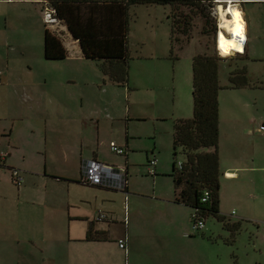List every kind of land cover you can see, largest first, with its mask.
<instances>
[{"label": "rangeland", "instance_id": "1", "mask_svg": "<svg viewBox=\"0 0 264 264\" xmlns=\"http://www.w3.org/2000/svg\"><path fill=\"white\" fill-rule=\"evenodd\" d=\"M29 1L31 3L12 7L16 17L13 22L10 21V24L12 22L19 34L15 35L13 32L16 31L11 28H8L6 33L2 31L1 33L6 35V38L10 37L29 46V49L16 48L10 51L9 60L16 70L23 73L30 87L33 85L32 88L37 93L46 96L48 118L50 121L52 119V128L50 127L52 130L48 132V137L53 141L52 145L50 144L53 148L51 150L54 151L53 158H56V153L60 151L58 142L65 141L70 146L69 151L72 149V143L76 140L75 133L77 134L79 132L77 129L81 127L86 138L83 149L84 159L93 160L96 154L99 163L121 168V172H124L127 167L132 189H137L136 191L141 193H152L154 183H158L156 190L161 191L162 186L164 189L167 187L171 189V179L152 175L147 166V154L153 151L167 173L171 171L173 160L177 162V165L184 160L180 149L177 151L176 158L173 159L172 130L174 119L192 117V58L196 54L214 51L220 56L218 52L220 49L227 56L220 66V84L227 85L230 71L239 70L247 65L250 88L241 91L221 88L219 91L221 128L219 150L221 154H226L230 145L233 147L235 135L239 137V132L233 131L235 128L237 130L242 128L240 124L242 122L246 130L250 129V135L246 133L243 136L240 129L242 136L237 141L242 144L240 146L243 152H248V155L254 152L257 158L260 156V165L264 168V61H243L237 55L238 53L232 55L233 51L221 48L217 50L216 47L215 35H218L220 18L217 11L221 8L227 15L230 0L228 2L212 0L211 7L205 9L206 18L195 15L192 17L189 35L180 43L182 48L174 51V58L170 57V31L166 18L170 13V6H132L129 12L131 57L129 81L124 88L105 83L95 62L84 59L79 61L73 58L62 61L46 60L44 58L45 25L54 34L62 35L61 23L57 21L52 24L46 23L43 5L38 3L41 0ZM247 8L257 10L261 13L258 15L259 19H264V5L247 6ZM180 11L188 13L189 9L180 7ZM4 25L7 24L0 19V29H4ZM214 27L216 33H213ZM151 53L160 55L161 58L154 59L150 65L152 75L149 80L152 82L147 86H141L143 88L138 90L135 87L142 81V79L139 80L141 68L151 62L149 59ZM154 64L160 65L159 69L164 68V75H153ZM128 107L131 117L134 118L127 117ZM93 113L94 115L98 113L100 119L98 139L96 137L97 116H92ZM133 115H141V118ZM111 140L127 150V161L123 155L111 151ZM126 142H128L127 147ZM51 159L48 162L49 166L53 163ZM261 170H263L261 176L258 175L253 183H248L247 180L238 181L240 193L235 191L233 184L235 181L223 182L221 213L226 215V220L235 221L239 219L240 214L248 215L247 217L254 225L244 223L235 236V246H229L224 240L227 237V231L221 227L220 223L213 217L205 219L204 228L213 226L214 241L218 242L211 249L214 264L221 262L232 264L235 256L240 264L248 263V255L253 256L254 252L257 254L259 251L262 261L264 260V169ZM165 183L167 187H164ZM9 184L7 188L11 194L3 202V204L11 205L12 218L8 219H17L18 214L21 217L23 213L28 215L37 213V217L44 216L45 210L38 206L39 202L38 205L27 207L23 198L16 200L13 190L15 191L17 187L12 182ZM81 193L86 202L91 200L92 204H95L96 199L104 213H107L110 208H115L118 220L122 218V215L123 217L127 215L125 201H122L114 192L85 187L81 189ZM53 217L54 220L60 218L56 211ZM189 220L193 229L192 215ZM119 222L121 223V220ZM202 229L194 232L200 233ZM5 247L7 251L2 256L0 254V264H16L17 253L14 250L16 246L7 244ZM129 263L131 264L132 261Z\"/></svg>", "mask_w": 264, "mask_h": 264}, {"label": "crops", "instance_id": "2", "mask_svg": "<svg viewBox=\"0 0 264 264\" xmlns=\"http://www.w3.org/2000/svg\"><path fill=\"white\" fill-rule=\"evenodd\" d=\"M230 1L239 7L240 16L245 23L246 43L243 52L246 59L244 60L250 62L264 61V19H259L258 15H261V13L257 10L247 8V6L264 5V0ZM29 2V0H0V19L7 24L4 25V29H0L1 256L7 251L5 246L9 244L16 246L14 248L17 253L16 264H130L129 261H132L131 264H214L211 249L218 243L214 241V227H203L200 233L194 232L195 230L191 228L189 220L190 216H193L192 209L175 202L176 193L170 176L175 160L172 162L170 173H167L166 169L161 167V162L154 152L148 153L147 166L152 175L154 177H168L172 181V188H168L165 183L164 187L167 188L164 189L162 186L161 191H159V189L156 190L158 183H154L152 193H141V191H136L137 189H132L127 167H125L124 172H121L125 177V186L122 190L109 186L89 185L82 181L83 164L90 160L83 157L85 156L83 149L86 138L81 127H77L79 132L75 133L74 139L76 140L72 143V149L69 151L70 146L67 142H58L60 151L56 153V158H53L54 151L50 147L53 141L48 137V132L52 130V119L50 121L48 118L46 96L37 93L32 88L33 85L30 87L29 82L24 79L23 73L16 70L9 60L10 51H14L16 48L29 49V46L21 44L23 42L10 37L6 38V35L1 33V31L6 33L5 31L8 28L16 31L14 25H12L16 17L12 7ZM38 3L42 4V9H44L46 4L43 1ZM10 21H12L11 24ZM46 28L48 27L45 25L44 29ZM61 29L63 34L56 35L60 37L67 50L65 59L87 60L83 57L78 41L73 39L64 23H61ZM13 33L15 35L19 34L17 31ZM160 58V55L151 53L149 57L151 62L149 65L142 66L139 79H142V81H138L139 84L136 85V89L139 90L143 88L141 86H147L152 82V80L151 82L149 80L152 75L150 65H152L154 59ZM95 63L98 67V63ZM154 65L153 75H164V68L159 69L160 65ZM245 69L247 76L249 72L247 65ZM231 72L233 71L228 73L227 85H221L224 90L241 91L250 88L248 76L246 85L230 88L229 77ZM102 76L103 80L106 81L105 83L115 85L103 74ZM117 87L124 88L127 86ZM95 113L92 116H97L96 137L98 139L100 119L98 113L94 115ZM127 114L128 118H134L130 115L129 107ZM133 116L141 118V115ZM179 119L182 118L173 120V130L175 121ZM64 120L67 121V119ZM240 124H242V128H239V130L241 129L243 136L246 133L250 135V129L246 130L243 123ZM239 130L235 128L233 131L239 132V137L237 138V135H235L236 137H234L232 143L233 147L230 145L228 153L221 154L218 146L220 170L219 212L225 217L226 215L221 213L223 182L235 181L233 183L235 191L240 193L238 181L247 180L248 183H253L258 175L261 176L263 171L261 169H264L260 165V156L257 158V154L254 152L250 155H248V152H243L242 146H240L242 144L237 141L242 136ZM220 135L219 120V140ZM251 135H253L252 130ZM126 139H128L127 136ZM111 142L114 141L111 140ZM127 145L128 142H126V147ZM118 155H123L126 161L128 160L127 150L124 149V153ZM94 157L93 160L97 161L96 154ZM50 159L53 162L52 166L48 164ZM154 159L156 160L155 164L150 165L149 162ZM53 165L56 166L53 167ZM12 169L21 171L24 178L23 183L20 186L16 185L17 189L13 190L16 194V200L23 198L27 207L38 205L39 202L38 206L43 207L45 210L44 216L37 217V213L32 215L23 213L21 217L18 214L17 219H8L12 213L11 205L8 203L3 204V202L11 194L7 186H10L9 182L14 183L11 177ZM20 187L22 188L20 189ZM85 187L114 192L122 201L124 200L127 206V215L125 217L122 215L121 223L117 218L115 208H110L107 213H104L99 208L96 199L95 204H92L91 200L86 202L81 193V189ZM26 210L28 211V209ZM55 211L60 216L59 220L53 219ZM232 212L234 213V210ZM101 214H105L106 218L100 219ZM247 216L240 214L239 219L235 221L229 219V223L240 222L239 230H241L244 223H253ZM41 217L43 218L40 219ZM217 222L225 229L223 223ZM89 229H91L93 235L94 232L104 233L106 239L102 241L86 239ZM225 230L227 231V237L224 239L225 244L235 246V236L239 230ZM120 240H124V248L119 247ZM233 258L232 264H240L236 256ZM262 262L264 260L262 261L259 251L257 254L254 252L253 256L248 255V263L241 264H262Z\"/></svg>", "mask_w": 264, "mask_h": 264}, {"label": "trees", "instance_id": "3", "mask_svg": "<svg viewBox=\"0 0 264 264\" xmlns=\"http://www.w3.org/2000/svg\"><path fill=\"white\" fill-rule=\"evenodd\" d=\"M41 1L55 10L54 19L64 23L73 39L78 41L83 57L97 62L101 73L117 86H127L129 80L130 7L170 6L167 22L170 29V57L174 58V51L182 48L180 43L189 35L192 17L206 18L205 9L213 3L212 0ZM180 7L189 9V12H181ZM213 33H216L215 27ZM219 51L221 56L214 51L196 54L192 58V117L176 120L173 130V157L176 158L180 149L185 159L179 165L174 161L170 176L176 193L175 202L192 209V223L213 217L223 223L225 229L238 231L240 222L230 224L219 212L218 95L223 88L219 70L227 57ZM234 53L238 52H232V55ZM237 55L241 60L246 59L244 52ZM66 57L67 50L60 37L46 28L44 58L59 61ZM229 81L230 88L246 85L245 67L231 72ZM94 233L89 229L86 239H106L104 233Z\"/></svg>", "mask_w": 264, "mask_h": 264}, {"label": "built area", "instance_id": "4", "mask_svg": "<svg viewBox=\"0 0 264 264\" xmlns=\"http://www.w3.org/2000/svg\"><path fill=\"white\" fill-rule=\"evenodd\" d=\"M55 10L45 6L44 7V19L48 24L56 22L54 19ZM246 38L243 40V46H245ZM264 128V127H263ZM110 149L116 154H123L124 149L117 146L115 142L110 143ZM156 160H151L150 165L155 164ZM11 177L15 185L20 186L23 183L22 172L17 169L11 170ZM82 181L85 184L94 186H109L117 189H124L125 177L121 174V170L114 168L113 166H107L94 160L87 161L83 164V177ZM207 194V193H206ZM204 201V199H203ZM194 217V215H193ZM106 218L105 214L100 215V219ZM204 227V221L197 220L193 223V229L201 230ZM119 247L124 248V240L119 241Z\"/></svg>", "mask_w": 264, "mask_h": 264}, {"label": "bare ground", "instance_id": "5", "mask_svg": "<svg viewBox=\"0 0 264 264\" xmlns=\"http://www.w3.org/2000/svg\"><path fill=\"white\" fill-rule=\"evenodd\" d=\"M226 1L228 2L229 0ZM217 13L220 17L218 35L216 36L217 50L221 48L242 53L244 51L243 40H245L246 35L244 30L245 23L240 16L239 7L231 1L226 11L227 15L221 8L218 9ZM218 52L220 54L219 50Z\"/></svg>", "mask_w": 264, "mask_h": 264}, {"label": "water", "instance_id": "6", "mask_svg": "<svg viewBox=\"0 0 264 264\" xmlns=\"http://www.w3.org/2000/svg\"><path fill=\"white\" fill-rule=\"evenodd\" d=\"M215 40H216V35H215Z\"/></svg>", "mask_w": 264, "mask_h": 264}]
</instances>
